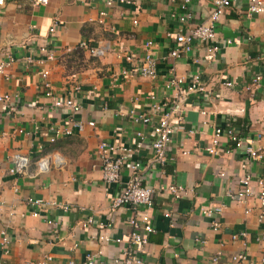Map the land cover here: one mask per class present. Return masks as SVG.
Masks as SVG:
<instances>
[{"label": "crops", "instance_id": "obj_1", "mask_svg": "<svg viewBox=\"0 0 264 264\" xmlns=\"http://www.w3.org/2000/svg\"><path fill=\"white\" fill-rule=\"evenodd\" d=\"M212 8L213 0H5L0 61L11 63L0 74V95H10L0 103V232L6 230L11 242L8 253L0 250V264H28L45 256L51 257L49 264H120L114 260L129 248L133 212L129 206L112 210L110 199L131 179L135 162L142 184L154 189L152 205L142 207L154 231L146 244L134 247L142 264H245L231 259L241 252L253 264H264V247L257 241L264 206L256 195L233 198L244 175H251L254 188V180L264 177V13L249 14L247 0H237L216 22L217 51L195 40L189 52L169 55L177 31L206 22ZM82 42L102 53L92 55ZM147 50L156 64L153 78L135 71ZM46 51L53 59H46ZM43 68L49 72V95L39 73ZM175 74L184 80L179 88L168 85ZM195 75L202 90L188 91ZM255 76L260 81L251 86ZM65 96L80 105L78 113L54 106L55 98ZM152 103L165 105L156 112ZM131 108L151 114L153 121L170 114V161L153 160L151 127L125 116ZM72 117L84 128L56 136ZM90 120L94 126L86 124ZM227 123L242 137V146L224 136L220 152L208 153L214 128ZM100 142L127 149L117 152L124 158L117 183L102 179ZM248 145L262 151L261 160L248 158ZM16 154L30 159L21 175L9 172ZM42 158H49L44 170L38 166ZM162 185L184 190L174 198L159 191ZM29 197L69 209L42 210L55 222L49 224L45 215H32ZM218 207L211 216L202 211ZM88 218L92 223L82 227ZM241 231L247 237L233 241L231 235ZM88 256L95 260L88 262Z\"/></svg>", "mask_w": 264, "mask_h": 264}, {"label": "built area", "instance_id": "obj_2", "mask_svg": "<svg viewBox=\"0 0 264 264\" xmlns=\"http://www.w3.org/2000/svg\"><path fill=\"white\" fill-rule=\"evenodd\" d=\"M38 2H46L47 0H36ZM237 0H213V8L210 13L209 20L204 23L196 24L192 27L187 28L185 31L178 30L175 34L176 45L169 51V55L173 58H178L183 54L189 52L193 46L195 40L208 43L207 50L209 52L217 51L218 46L213 45L216 38V22L221 16L223 10L236 2ZM5 5V0H0V9ZM246 11L249 14H261L264 13V0H247ZM104 13H102L103 15ZM182 22L186 21V17H180ZM51 33L54 32V28H50ZM230 41H228L229 43ZM152 42H146V46L151 47ZM82 48L88 49L92 55H97L102 53L101 49L88 48V45L85 42L80 44ZM45 51V49H42ZM46 59H53V52L46 51ZM27 63H32L33 60L31 57L26 58ZM43 63V60H39ZM11 59L0 61V74H5L6 68L10 65ZM135 71L140 75L146 77H155L156 76V64L155 60L152 57V52L147 50L146 54L140 61V64L135 68ZM40 76L43 79V87L45 89V94H50V86L47 80L48 70L43 68L40 70ZM260 81V76H255L251 81V86H255ZM184 82L183 78L177 76L176 74L171 78L168 85L178 87ZM227 86H231V82H226ZM249 89V87L247 88ZM187 90H202V85L200 77L195 75L189 81L187 85ZM10 101V95L4 94L0 95V103ZM165 104L152 103L151 108L153 111L160 112ZM54 106L58 108H67L71 113L76 114L80 110V105L75 101L72 96H65L60 98H55ZM132 122L138 124L149 125L154 135L151 147L153 150V160L160 165H163L171 160L167 153L168 145L171 141V134L173 133L172 121L169 113H161L157 120H152L151 114L144 112H139L134 108L129 109L124 114ZM89 126H94L92 120L86 123ZM85 126V123L81 120L72 119L70 123L64 128L56 129L55 135L60 134H71L72 130H82ZM226 137L229 142L234 147L242 146V137L234 130V128L229 124H225L223 127H215L214 133L211 138L210 143L205 147L206 151L210 154H218L220 152V138ZM127 149L117 147L114 144L107 142H100L97 147V156L101 161V172L102 179L108 184L117 183L120 178L121 168L124 163V158L121 153L118 151L125 152ZM248 153V158L251 160H261L263 155L262 151L257 148H253L252 145H248L246 148ZM228 152V150H227ZM49 158H42L38 162V166L44 170L48 168ZM30 164V159L26 155L16 154L13 156V164L9 169V172L13 175H21L26 171ZM130 169L133 171L131 179L126 182L123 188L113 195L110 199L111 209L114 210L120 206H129L132 209L133 214L130 216L128 223L131 226V231L128 236L129 248L123 250V252L114 260L116 263L120 264H142L143 260L139 254L136 253L135 246H141L147 243V235L154 231L152 223L150 221L148 213L142 207L147 208L152 205V195L154 189L150 186L142 184L141 176L139 174L140 164L138 162L132 163ZM255 188L252 187V177L250 174H246L241 178L242 188L236 194L233 195V198L238 201H243L247 197H252L256 195V198L259 200L260 204L264 206V177H257L255 180ZM184 190L181 186L175 185H162L159 187V191L167 192L171 194L174 198H179ZM27 203L30 206L34 207L32 211L33 216H39L42 213V210L45 211L47 207L56 206L63 209L64 211L69 209L68 205H61L54 201H45L41 198H28ZM2 202L0 201V205ZM47 211V210H46ZM45 211V212H46ZM203 213L208 216H211L212 213H219L220 208H215L213 212L210 209H203ZM45 214H42L43 217ZM44 220L49 224H55L54 220L50 219L48 215L44 216ZM262 217V215L260 216ZM93 219L88 218L85 222H82L81 226L86 227L88 224L92 223ZM212 226L217 228L218 223L214 220ZM142 231V233L140 232ZM1 240H0V250L3 253H8V247L11 242L10 235L6 230H1ZM246 231H241L231 235L233 241L239 240L241 238H246ZM257 241L262 244L264 247V228L261 233L257 236ZM115 242L120 243L121 239H115ZM88 262L94 261L95 257L88 256ZM217 257L213 258L215 261ZM233 262L253 264L249 260L245 253H237L231 256ZM51 261L50 256H45L43 260L37 262H29L28 264H49ZM264 261V259H263Z\"/></svg>", "mask_w": 264, "mask_h": 264}]
</instances>
